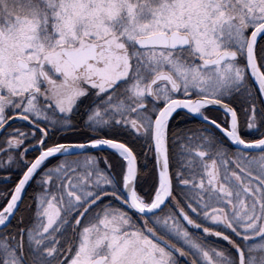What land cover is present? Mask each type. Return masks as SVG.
<instances>
[{"label":"snow or ice","instance_id":"1","mask_svg":"<svg viewBox=\"0 0 264 264\" xmlns=\"http://www.w3.org/2000/svg\"><path fill=\"white\" fill-rule=\"evenodd\" d=\"M0 173V264H264V0H0Z\"/></svg>","mask_w":264,"mask_h":264},{"label":"trees","instance_id":"2","mask_svg":"<svg viewBox=\"0 0 264 264\" xmlns=\"http://www.w3.org/2000/svg\"><path fill=\"white\" fill-rule=\"evenodd\" d=\"M55 161L56 160H50V162H49V165H52V164H54L55 163ZM3 175V173H0V176H2ZM29 191H31V189H29Z\"/></svg>","mask_w":264,"mask_h":264},{"label":"flooded vegetation","instance_id":"3","mask_svg":"<svg viewBox=\"0 0 264 264\" xmlns=\"http://www.w3.org/2000/svg\"><path fill=\"white\" fill-rule=\"evenodd\" d=\"M52 160H56V159H55V158H52ZM56 162H57V161H55V163H56ZM55 163H54V164H55ZM52 165H53V164H52ZM49 166H51V165H49ZM30 192H31V191H30Z\"/></svg>","mask_w":264,"mask_h":264}]
</instances>
